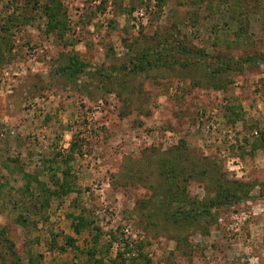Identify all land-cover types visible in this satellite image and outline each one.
I'll use <instances>...</instances> for the list:
<instances>
[{
  "label": "rangeland",
  "instance_id": "1",
  "mask_svg": "<svg viewBox=\"0 0 264 264\" xmlns=\"http://www.w3.org/2000/svg\"><path fill=\"white\" fill-rule=\"evenodd\" d=\"M0 264H264V0H0Z\"/></svg>",
  "mask_w": 264,
  "mask_h": 264
},
{
  "label": "trees",
  "instance_id": "2",
  "mask_svg": "<svg viewBox=\"0 0 264 264\" xmlns=\"http://www.w3.org/2000/svg\"><path fill=\"white\" fill-rule=\"evenodd\" d=\"M52 13V12H51ZM50 16H52V14H50ZM73 64H71L70 66H71V68H72V70L74 71V72H78V71H80L81 70V64L79 63V62H76L75 60H73ZM175 186H178L177 184H173L172 185V187H175ZM185 192L183 191V194H184ZM177 196V195H176ZM175 196V197H176ZM213 201H215V200H213ZM181 202H183V200H180L179 201V203L178 204H180Z\"/></svg>",
  "mask_w": 264,
  "mask_h": 264
}]
</instances>
